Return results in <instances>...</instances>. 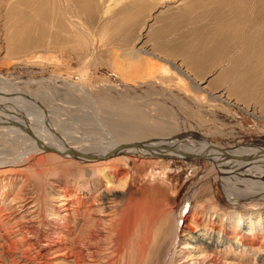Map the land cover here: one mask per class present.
<instances>
[{
  "label": "rangeland",
  "instance_id": "374dc122",
  "mask_svg": "<svg viewBox=\"0 0 264 264\" xmlns=\"http://www.w3.org/2000/svg\"><path fill=\"white\" fill-rule=\"evenodd\" d=\"M25 1L22 6L0 7V75L33 97L40 114L70 139L86 144L146 129L141 135L145 141L181 133L208 145H264V18L255 23L256 32L251 30V49L229 46L230 17L221 18L219 8L227 10L235 0ZM251 5L264 12V0ZM225 24L229 30L222 31ZM75 83L80 90L71 87ZM141 116L148 118V128H137ZM158 122L164 126L155 128ZM16 147L0 120V154ZM160 158L119 165L130 173L126 182L122 174L109 184L101 179L91 194L109 188L104 194L114 207L105 209L106 214L88 189H82L86 204L81 212L86 214L81 225L95 230L98 219L107 225L114 212L129 204L144 203L151 218L159 210L167 211L159 222L162 236L155 230L158 222L151 224L150 249L143 263L163 264L174 218L187 207L185 214L195 212L196 224L180 237L178 248L186 246L190 235L199 240L175 264H264V225L252 234L249 246L240 241L236 224L229 220L233 211L260 209L263 200L242 201L240 194L226 192L207 174L210 164L205 159ZM71 169L64 178L73 182L77 167ZM28 176L31 182L25 181V173L0 174V243L16 224L34 225L32 233L42 242L57 239L51 231L63 227L55 218L58 210L64 213L61 184L35 187L37 176L30 172ZM40 191L42 204L37 199ZM16 193L19 198L12 202ZM68 219L74 222V217ZM15 232L18 239L20 231ZM17 242L12 252L0 244V264H10L9 258L33 264L25 256L34 257L36 249L23 253L26 242Z\"/></svg>",
  "mask_w": 264,
  "mask_h": 264
},
{
  "label": "bare ground",
  "instance_id": "6f19581e",
  "mask_svg": "<svg viewBox=\"0 0 264 264\" xmlns=\"http://www.w3.org/2000/svg\"><path fill=\"white\" fill-rule=\"evenodd\" d=\"M252 1L242 0L245 4L243 3V5L241 2L240 5L239 0H235V3L230 4L227 10H224L222 6L219 8L221 18H223V14L230 17L231 26L229 25L228 27H230L232 35H229L233 39V43L229 46L234 48H252L251 30L255 31V23L260 18H264L260 14V12L264 14L263 11H255L253 9ZM26 4L25 0H0V7L5 6L6 8ZM260 15L261 17H259ZM223 25L224 23L221 24V26ZM226 27L225 24V28H221V30L225 31L228 28ZM0 82L3 84L0 85L1 126L12 136V140L17 145L16 149L18 148L10 153L0 154V174L11 172L25 173L27 175L25 181L31 182L28 175L29 172L33 173L37 176V181L33 183L35 187L38 184L44 185L46 182L52 185L61 184V188L58 191L61 193L59 196L62 200L60 205L62 206L61 210L64 212L56 210L57 216L55 218L57 222L64 224L63 227H58L57 231L52 229L51 232L57 237L55 240L49 238L42 242L40 237L32 233L33 229L36 228L34 225H28V227L23 228L22 225L16 224L15 227L17 229L15 230L13 225L10 226L9 231L5 229L9 225H5L6 235L0 244L2 249L7 250L6 252L9 250V252H12L17 247V241L22 240L26 242L23 253L36 249L34 257L25 256L30 258L33 264H143L144 254L150 249L148 242L151 238V224L153 221L158 222L155 230L156 233L161 235L163 226L159 222L167 215V211L164 213L157 208L159 211H157L155 218L153 217L154 220H152L153 218L148 214L144 203H140V205L129 204L126 209L114 212V216H111L113 218L109 219V222L107 221V225L102 226L103 224L99 222L102 219L95 221V230H92L88 225L87 227L82 226L80 222L84 220L86 214L81 212V209L86 204L81 190L88 189V195L92 196L93 191L95 193V188L102 178L105 179L106 184H109L111 179L119 174H122V178L126 182L130 173L122 171L119 165H127L131 160L134 162L141 160L143 163L154 162L155 159L161 161L162 158L160 157L163 156L183 158L186 154H196L210 164L207 174L209 172V175H213L226 192L240 194L238 199L242 201L243 199L245 201L263 200L260 209L245 212L238 210L231 213L229 220L233 222L232 225L236 224L235 231L238 233L240 241H248V245L251 246L250 243L253 241L252 234L257 233L258 226L263 227L264 145L236 144L227 147L215 144L208 145L192 138H186L187 135L181 133H174L173 136H158V138L145 141L146 139L141 138V135L146 129L134 131L133 127L132 132L130 131L126 134L119 132V139L87 140L88 143L84 144L70 139V137L66 136L68 135L66 131L62 132L55 123H50L48 116L40 114L41 108L35 99L22 93L15 84H9L10 81L7 77L0 75ZM70 85L80 90L77 83ZM131 113L134 112L131 111ZM147 119L141 116L137 128L138 126L148 128ZM146 120L148 126L145 125ZM154 124V127L158 129L164 126L160 122ZM53 158H57V162H48V160ZM72 166L77 167V171H75L77 179H74L73 182L64 178L66 173L72 170ZM54 177H57L59 181L51 182L47 180ZM205 177L203 179H206ZM108 189V187L105 188L104 192ZM104 192L99 191L95 196H92V200H95L94 202L101 204L102 212L111 208L112 205L109 202L110 197H107ZM3 193H5V196L9 194L8 191H3ZM39 193L37 196L38 203L42 204L43 195L41 191ZM18 198L19 195L16 193L11 201L13 202ZM151 208L153 207H150L152 212ZM186 212L187 207L182 209L174 218L172 236L169 238L163 264H175L179 256L186 255L188 248H191L193 243L199 240L197 237L190 235L185 242L186 246L178 248L180 237L188 234L189 231H193L196 224V221H194L196 219L195 212L190 215L185 214ZM39 213L44 215L45 211L42 207ZM54 214L51 213V215ZM105 214L103 213L102 215L106 216ZM71 217H74L73 223L69 222L68 218ZM194 217L195 219L193 220ZM105 226L108 230L104 229ZM15 231H20L21 235L18 239L14 237ZM247 232L250 235H247ZM98 243H101V245H98ZM49 252L53 254L49 255ZM9 260L10 264H20L18 259L9 258ZM152 264H158V262Z\"/></svg>",
  "mask_w": 264,
  "mask_h": 264
},
{
  "label": "water",
  "instance_id": "95a60500",
  "mask_svg": "<svg viewBox=\"0 0 264 264\" xmlns=\"http://www.w3.org/2000/svg\"><path fill=\"white\" fill-rule=\"evenodd\" d=\"M184 158H181L180 160H182V159H188V158H200V156H198V155H191V154H186L185 156H183ZM173 159H175V158H173Z\"/></svg>",
  "mask_w": 264,
  "mask_h": 264
}]
</instances>
